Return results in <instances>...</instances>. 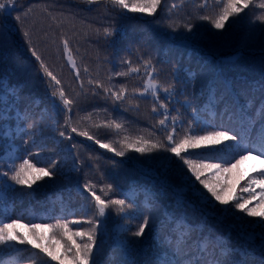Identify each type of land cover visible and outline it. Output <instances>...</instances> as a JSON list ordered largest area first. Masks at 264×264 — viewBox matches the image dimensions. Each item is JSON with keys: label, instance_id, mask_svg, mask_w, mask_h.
<instances>
[{"label": "trees", "instance_id": "trees-1", "mask_svg": "<svg viewBox=\"0 0 264 264\" xmlns=\"http://www.w3.org/2000/svg\"><path fill=\"white\" fill-rule=\"evenodd\" d=\"M224 2L162 0L157 12L147 15L120 10L106 0H17L8 6L14 9L10 15L0 11V110L6 114L4 126L10 125L14 133L12 139H0V172L9 170V155L19 157L16 164L27 157L37 167H45L53 159L58 162L54 177H45L31 188L0 178V226L17 220L21 225L17 231L31 238L29 228L24 227L30 223L55 225L60 220L71 232H92L95 225L96 243L89 264H152L165 251L158 240H171L175 245L189 225H199L191 234V251L202 264H221L225 259L229 264H264V245L258 239L261 229L253 223L260 218L235 209V216L225 217L220 212L223 205L202 202L189 187L193 182L202 186L182 161L163 148L173 127L179 138L189 124L198 134H203L201 129H230L231 134L243 135L249 147L260 146L264 117L252 103L243 111L241 108L249 99L260 105L264 92H241L254 83L264 84V21L260 19L264 8L259 6L264 0H254L238 17H230L224 29L217 30L201 17L215 16ZM171 22L178 25L175 31L167 27ZM187 22L194 25L195 39H189L192 33L182 27ZM106 28L111 35L105 33ZM145 61L155 67L152 78L160 85L174 84L171 96L160 93V101L168 107L164 125L159 123L165 118L164 110L151 93L139 95L152 71ZM42 62L60 84L45 74ZM133 68L138 71H131ZM122 87L126 90L122 101L114 102L104 90ZM61 90L74 101L70 112L59 97ZM26 106L29 119L17 120ZM67 116L78 131H88L125 155L116 156L95 139L76 133H71V141L60 137ZM172 117H177L175 124ZM116 123L122 127L116 129ZM17 124L28 134L15 135ZM139 138L149 141V147H160L143 154L127 147ZM261 168L264 164L254 153L231 172L213 175V170H205L201 178L227 184L228 196L248 199L243 188ZM253 187L256 194L261 192ZM91 192L106 201L127 199L133 206L120 213L119 206L113 205L101 218L96 215ZM258 203L257 210H264L259 195L248 206ZM145 216L149 223L144 235L133 236ZM98 220L103 223L97 224ZM241 223L255 233L254 241L241 234ZM55 232L43 231L42 244L52 245L53 251L64 256L62 230ZM86 240L71 236L69 243ZM222 243L228 248L222 249ZM13 245L0 246V264H59L44 253L35 256L40 250L30 244ZM229 250L235 251L228 255ZM71 255L66 254L63 264H76Z\"/></svg>", "mask_w": 264, "mask_h": 264}, {"label": "snow or ice", "instance_id": "snow-or-ice-1", "mask_svg": "<svg viewBox=\"0 0 264 264\" xmlns=\"http://www.w3.org/2000/svg\"><path fill=\"white\" fill-rule=\"evenodd\" d=\"M17 0H0V11L7 10V14L10 15L11 11L14 10L8 6L14 5ZM88 2H93V0H88ZM107 3H110L113 7L119 8L120 10H129L133 12L144 13L147 15H153L157 12L159 6H161L162 0H106ZM254 3V0H226L223 3V7L215 16H202L201 19L209 20L212 26L221 30L225 28L226 22L229 21L230 17H238L245 9L249 8ZM261 8H264V3L259 5ZM17 20L20 19L19 16L16 17ZM260 19L264 21V16H261ZM169 29L175 31L178 25L175 22H171L167 25ZM188 33H192V36L188 37L189 39H195V33L193 32L194 25L191 22L184 23L182 25ZM106 34L111 35L109 29L104 30ZM25 35H28L25 33ZM64 48L67 51L69 47L68 41L65 39L63 41ZM36 56L37 60L40 57L36 54L35 51L32 53ZM71 60V57H69ZM73 67L75 63L73 62ZM145 67H151L152 71L148 73V79L145 82L144 88L142 91H139L141 97L145 96L147 93H151V96L155 101L159 103V107L164 110V119H161L159 123L164 125L168 119V107L162 101H160V93H166L169 96L173 94L174 84L164 87L159 84L158 80L153 79V73L155 72V67L151 66L150 61H145ZM41 68L44 70L45 74L51 78L52 81H55L56 84H60V81L56 76L48 70V68L41 63ZM87 71V69H85ZM131 71H138V69H131ZM77 75L79 73L77 72ZM117 75H122L117 73ZM91 83V81H90ZM98 87H103L99 81L96 82ZM105 92H110L111 97L115 101H122L125 99V89L122 87L119 91H112L110 88H105ZM257 90L264 92V84H252L249 86V89L242 90L241 95H246L248 91L253 93ZM56 93L53 92V96ZM59 97L64 105V108L67 111H71L70 105L73 104V100L65 98V93L61 90L59 92ZM247 103H252L253 106L260 112L261 116L264 117V100L261 101L260 105H256L255 100L249 99L246 101V104L242 106L241 111L247 107ZM153 112L157 110L156 106L153 107ZM24 114L17 115L16 119L24 121L29 119V109L26 106L25 109L21 110ZM10 118V117H9ZM6 119V114L4 111L0 110V139L14 138V133L10 125L4 126V121ZM177 117H172V123L175 124ZM65 130L59 131V136L71 141V133H76L79 136L86 137L88 140H94L95 138L90 135L88 131H78L77 127L73 126L71 123V117L67 116L64 121ZM111 126V125H110ZM116 129H120L122 125L116 123L114 124ZM31 128L32 125H29ZM70 129V131H68ZM203 134H198L194 129L192 124L188 125V128L185 130L183 136L177 138L174 134L176 132L175 127H173L172 132L169 133L166 137L168 143L163 146L164 151L172 153L176 161H182L183 165L187 166V170L191 172L192 176L195 177V181L199 182V185L202 188H198L193 182L189 187L193 195L198 196V198L205 203H208L212 207L218 205H223L224 207L220 208V212L225 217L232 215L235 216L236 212L244 213L247 217H259L260 220L253 221L258 227H260L261 232L258 239L264 245V210L258 211L260 204H256L253 207L248 205L252 204L254 200L259 199L261 203H264V168L259 170L258 176L250 177L248 185L243 188V192L249 194L248 199H243L240 196L231 197L227 194L228 185L219 184V182L210 181L207 177L204 179L201 178L204 175L205 170H213L212 174L216 175L221 172H231L236 166L242 161L248 158V156L256 153L257 159L261 160V163L264 164V136L261 137L260 146L249 147L245 143V138L243 135L231 134L230 129L226 130H212L204 131L201 129ZM27 135L28 133L19 125H16L15 135ZM227 141H233V144L225 143ZM27 143V141H25ZM95 143L99 144L101 148L108 149L115 153L116 156H124L125 152L123 150H117L112 147L110 144L101 143L100 140L95 139ZM149 141H145L142 138L137 139L133 143L127 145L128 148L134 149L138 153L151 152L153 149L158 148L157 144L149 145ZM222 145V147H218ZM75 148V144L72 145ZM201 148L208 149L207 152L195 151ZM35 155H38L35 154ZM239 157L236 159V157ZM9 160H12L11 165L9 166L8 171L0 172V178H6L14 182L16 185L26 186L31 188L32 185L36 184L37 181L43 180L45 177L51 179L56 175L57 161L55 159L51 160L45 167H37L35 163H32L29 158H23L22 162L19 164L15 163L16 159L19 157H13L9 155ZM165 160H169L168 157H165ZM212 160H219L220 163H211ZM235 161V162H233ZM169 162H171L169 160ZM259 187L261 192L256 194L255 187ZM86 188H89L88 185H85ZM111 189V185H109ZM206 190V191H205ZM89 191L91 189L89 188ZM103 191V190H101ZM92 197L95 200L96 215L98 217H105L106 210L111 206H119L118 211L123 213L125 208H132V203L127 199H114V200H105L102 199L100 195H97L95 192H91ZM235 201L234 203H232ZM232 204V207L229 208L228 205ZM236 210V212L233 211ZM89 223H93L89 221ZM97 224L103 223V221H96ZM149 218L145 216L143 222L139 224L136 231L132 233L135 237H142L145 233V229L148 226ZM186 223V222H185ZM17 220H13L11 223H5L3 226H0V246H14L13 242L19 244H30L34 248L39 249V253H35V256H38L40 253H44L52 261H58L59 264H63L64 259L66 258L67 253H71V258L76 262V264H89V260L93 254V248L96 243L94 232L95 225L92 232H71L68 224L66 222L58 220L55 225L44 224V223H30L29 225H24V227L29 228L31 238L19 233L17 228L20 227ZM183 227V226H182ZM241 229V234L245 239L250 242L254 241L257 237L253 231L245 229L243 223L239 225ZM199 228V225H189L185 232H182L180 241H177L175 245L172 244L171 240L159 241L160 245L164 248V254L157 256L152 264H202L199 259H195L191 251V234ZM41 230V233H38L37 230ZM52 229L53 234L56 235L55 229H61L62 232L59 233L60 239L64 241L65 246V255L62 256L57 252L52 250V245L44 246L42 244L43 235L42 232ZM126 231V229H125ZM71 232V236H78L81 240H84V237H87V240L81 244H75L74 241L69 243L71 236H68V233ZM68 237L65 239V237ZM175 239V237H172ZM222 249H227L228 244L222 243ZM235 250H229L228 255H232ZM206 264V262H204ZM221 264H229L228 260L225 259ZM235 264H243V261L235 262Z\"/></svg>", "mask_w": 264, "mask_h": 264}, {"label": "rangeland", "instance_id": "rangeland-1", "mask_svg": "<svg viewBox=\"0 0 264 264\" xmlns=\"http://www.w3.org/2000/svg\"><path fill=\"white\" fill-rule=\"evenodd\" d=\"M251 162H252V161H251ZM245 164L251 168L250 163L246 162ZM252 164H253V162H252Z\"/></svg>", "mask_w": 264, "mask_h": 264}]
</instances>
